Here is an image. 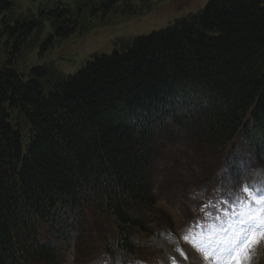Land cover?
<instances>
[{
	"label": "trees",
	"instance_id": "obj_1",
	"mask_svg": "<svg viewBox=\"0 0 264 264\" xmlns=\"http://www.w3.org/2000/svg\"><path fill=\"white\" fill-rule=\"evenodd\" d=\"M79 1L75 15L51 10L55 34L73 33L85 8L105 19L120 8ZM12 7L0 0V264H67L73 248L79 259L120 262L131 237L157 225L154 176L165 165L156 145L172 128L224 158L233 152L234 168L245 151L264 167V0H209L65 78L15 67L44 12L16 16Z\"/></svg>",
	"mask_w": 264,
	"mask_h": 264
},
{
	"label": "rangeland",
	"instance_id": "obj_2",
	"mask_svg": "<svg viewBox=\"0 0 264 264\" xmlns=\"http://www.w3.org/2000/svg\"><path fill=\"white\" fill-rule=\"evenodd\" d=\"M12 1L13 7L8 13H13L16 16L34 13L38 17L41 15V11L44 12L42 15L43 23L39 28L38 34L36 33L37 39L33 44L34 47L30 50L22 51V57L15 62V67L21 72L29 73L33 67L45 66L49 71V78H65L73 75L86 65L93 54H111L120 46H116L119 40L147 35L153 31L164 29L176 19L183 18L190 13L196 14L209 2V0H129L130 3L125 4V0H120V8L117 13L106 19L102 17L100 12L92 14L88 10L89 8H85L80 11L79 16L77 15L79 19L78 28L68 36H59L55 34L54 13H51V10L70 7L71 11L68 15H75L79 11L78 8L81 4L79 0ZM129 8L132 10L130 11ZM50 38L52 39L51 44L48 42ZM47 42L48 44L45 46ZM2 57L3 54L0 51V59ZM4 60H7V55L4 56ZM175 130L172 136L159 140L156 145V151L158 152L157 163L167 165L160 168V171L159 169L157 170L161 176H154V184L158 194L157 208L173 214L177 231L181 229L182 238L186 235L189 237L188 240H180L186 243L185 250L196 258L197 263L206 264L201 252L193 246V237L201 238L203 235L208 234L212 227L209 226L208 229L198 228L197 230L190 228L191 220L189 216L193 219L195 216L205 212L208 219H210L209 215H214L215 212L202 210L199 208L201 205L192 199H186L189 202V206L187 207L188 211L185 210L180 202L173 197L178 191L176 183L164 178L162 170L171 167L185 177V182L192 187H197L206 183L205 180L207 178L205 175L209 174L210 170L214 168L217 170V175L213 181L220 180L222 173L227 179H224V185L218 188L219 193L220 191L226 193L227 190H231L229 194L233 195L240 193L242 189H233V185L237 183L230 175L234 165L232 164V158L226 159L233 152L228 153L226 158H224L219 148L211 145H199L190 134L181 131L180 128ZM251 158L249 154L244 156V160H247L245 166L248 165V162H251ZM237 159H240V157L237 156ZM236 166L243 168L241 164ZM254 169L259 171V168ZM250 174L251 172L244 173L241 171L240 177H246ZM258 175L263 176V172H259ZM208 179L210 180V178ZM254 180L255 178H252L248 186H253ZM246 181L247 179L244 180V182ZM186 192L191 193L190 191ZM228 200L226 199V201ZM216 204L222 206V208L223 206L225 207L224 202ZM211 209H213V206L210 207ZM154 241L155 245L147 249V252L150 254H153L154 251L160 252L162 261H167V254L174 252V245L167 244L169 240L165 237L155 236ZM250 256V264H264V242L256 246L251 251ZM65 258L67 264H86L77 257L74 249L73 251H65ZM208 264H214V262L209 260Z\"/></svg>",
	"mask_w": 264,
	"mask_h": 264
},
{
	"label": "snow or ice",
	"instance_id": "obj_3",
	"mask_svg": "<svg viewBox=\"0 0 264 264\" xmlns=\"http://www.w3.org/2000/svg\"><path fill=\"white\" fill-rule=\"evenodd\" d=\"M224 204V223L193 237V246L206 264H249L251 251L264 242V188L246 185Z\"/></svg>",
	"mask_w": 264,
	"mask_h": 264
}]
</instances>
